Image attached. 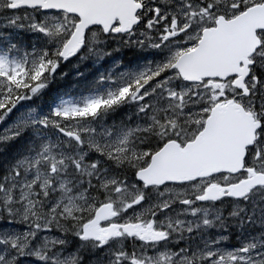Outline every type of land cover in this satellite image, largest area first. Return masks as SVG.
I'll return each instance as SVG.
<instances>
[{
    "label": "snow or ice",
    "instance_id": "snow-or-ice-1",
    "mask_svg": "<svg viewBox=\"0 0 264 264\" xmlns=\"http://www.w3.org/2000/svg\"><path fill=\"white\" fill-rule=\"evenodd\" d=\"M0 13L39 40L0 34V264H264V0ZM104 41L155 58L106 95L30 114L61 61ZM124 103L135 120L103 125ZM245 228L261 230L234 244Z\"/></svg>",
    "mask_w": 264,
    "mask_h": 264
},
{
    "label": "rangeland",
    "instance_id": "rangeland-1",
    "mask_svg": "<svg viewBox=\"0 0 264 264\" xmlns=\"http://www.w3.org/2000/svg\"><path fill=\"white\" fill-rule=\"evenodd\" d=\"M0 17H2L4 20H7V19L12 18V14L0 13ZM22 22L27 23V18H25ZM0 34H3V36L11 35L14 41H19L21 45V51H24V50L31 51L32 47L39 43L37 34L33 31L27 30L26 28L21 29L17 27H9L7 25H4L3 23H0ZM100 43L96 45H99ZM94 46L91 48V50L85 49L84 51L80 52L77 58H83L88 54H90L94 58V56L96 55V52H94ZM125 47L129 49H134L132 50V52L135 55H137L135 57L136 59L134 58L135 59L134 61H132L129 64L123 63L121 60V55H118L110 59L109 62H107L106 67L104 68L100 67L99 69L97 68L98 73L100 74L98 77V81H100V86L102 85L99 89V92H101L103 95H106L109 91L114 90V88L120 83L122 79L126 78V76L132 75L134 73H139L140 71H142L155 58L154 50L145 49V48H137L133 46H125ZM96 59L98 60V63L96 64V66H98L100 64L99 62L101 61V58L98 57ZM91 98L93 97L89 94H82V95H78L75 97H66V96L60 95L56 98L53 104L44 102L43 111L41 110L40 107H37L36 104H33L30 110V114L43 115L44 112L49 111L52 108L80 105V104H83L87 99H91ZM120 109H123L124 111L123 112L124 115L120 119L131 117V120L133 121L135 120L134 104L132 103L121 104L114 111H117ZM114 111H111L110 113H114ZM104 119H106V117H103V121ZM112 121H114V119L110 118L108 120V123L105 124L103 122V125H110L113 123ZM260 230L261 229L253 230V231H250L249 233L254 235L256 231H260ZM213 231L214 230H212L211 232ZM239 231L244 233L243 229H240ZM248 235L249 234L238 236V238H236L238 243L240 242V240L246 238ZM35 264H39V262H35Z\"/></svg>",
    "mask_w": 264,
    "mask_h": 264
},
{
    "label": "trees",
    "instance_id": "trees-1",
    "mask_svg": "<svg viewBox=\"0 0 264 264\" xmlns=\"http://www.w3.org/2000/svg\"><path fill=\"white\" fill-rule=\"evenodd\" d=\"M98 46H94L97 52L104 51L108 54L99 62L103 67L113 55H121L122 62H131L137 56L131 52V49L118 46L114 41H105ZM98 55L101 53L98 52ZM97 63L98 60L95 57L92 59L90 54L67 62L61 61L57 73L53 75L54 78L44 90L45 102L52 103L60 95L77 96L97 89V69H95Z\"/></svg>",
    "mask_w": 264,
    "mask_h": 264
},
{
    "label": "flooded vegetation",
    "instance_id": "flooded-vegetation-1",
    "mask_svg": "<svg viewBox=\"0 0 264 264\" xmlns=\"http://www.w3.org/2000/svg\"><path fill=\"white\" fill-rule=\"evenodd\" d=\"M13 111H15V110H13ZM124 111H123V109H120V110H117V111H114V113H109V114H106V116H104V117H106V119H104V123L105 124H107L108 123V120L110 119V118H112V119H114V120H118V119H120L123 115H124V113H123ZM115 118H117V119H115ZM124 118H122V119H120V120H123ZM119 121V120H118ZM113 122V121H112ZM212 231V230H211ZM210 231V232H211ZM250 231H252V229H247V228H245V231H243L244 233H242V232H240L239 230H233V232H232V237H231V240L234 242V244H238V241H237V239L236 238H238V236H240V235H247V234H249V232ZM231 246V245H230Z\"/></svg>",
    "mask_w": 264,
    "mask_h": 264
},
{
    "label": "water",
    "instance_id": "water-1",
    "mask_svg": "<svg viewBox=\"0 0 264 264\" xmlns=\"http://www.w3.org/2000/svg\"><path fill=\"white\" fill-rule=\"evenodd\" d=\"M75 56V55H74ZM68 60V59H67Z\"/></svg>",
    "mask_w": 264,
    "mask_h": 264
}]
</instances>
